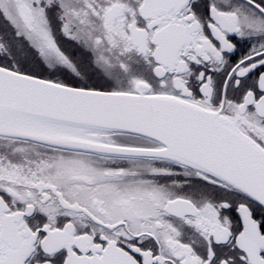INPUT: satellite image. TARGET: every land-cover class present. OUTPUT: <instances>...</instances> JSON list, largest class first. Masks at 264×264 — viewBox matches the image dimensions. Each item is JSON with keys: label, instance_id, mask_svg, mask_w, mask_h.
<instances>
[{"label": "snow or ice", "instance_id": "snow-or-ice-1", "mask_svg": "<svg viewBox=\"0 0 264 264\" xmlns=\"http://www.w3.org/2000/svg\"><path fill=\"white\" fill-rule=\"evenodd\" d=\"M0 264H264V0H0Z\"/></svg>", "mask_w": 264, "mask_h": 264}]
</instances>
